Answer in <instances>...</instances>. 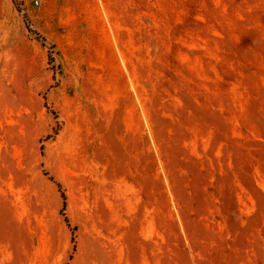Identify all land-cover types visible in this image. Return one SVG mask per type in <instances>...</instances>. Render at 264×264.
I'll return each instance as SVG.
<instances>
[{
    "label": "rangeland",
    "instance_id": "1",
    "mask_svg": "<svg viewBox=\"0 0 264 264\" xmlns=\"http://www.w3.org/2000/svg\"><path fill=\"white\" fill-rule=\"evenodd\" d=\"M71 3L61 38L0 0V86L24 80L48 115L65 75L92 97L106 88L107 147L139 194L124 264H264V0ZM3 144L0 264H46L17 235Z\"/></svg>",
    "mask_w": 264,
    "mask_h": 264
},
{
    "label": "crops",
    "instance_id": "2",
    "mask_svg": "<svg viewBox=\"0 0 264 264\" xmlns=\"http://www.w3.org/2000/svg\"><path fill=\"white\" fill-rule=\"evenodd\" d=\"M21 1L33 29L47 37L53 33L45 30L62 29L61 38L68 36L71 20L66 15L61 24L60 14L70 13L74 2L39 0L36 7ZM36 69L28 75L37 76L41 65ZM23 81L0 86V142H9L3 153L8 149L12 158L3 179L12 192L17 235L32 238L30 254L42 253L46 264H124L125 232L139 234V194L107 147L106 88L92 97L72 74L52 88L46 83L54 111L48 115L43 95ZM20 158H27L24 164Z\"/></svg>",
    "mask_w": 264,
    "mask_h": 264
}]
</instances>
